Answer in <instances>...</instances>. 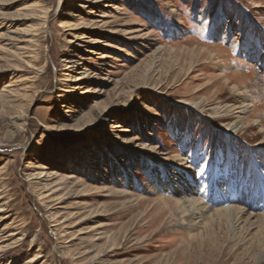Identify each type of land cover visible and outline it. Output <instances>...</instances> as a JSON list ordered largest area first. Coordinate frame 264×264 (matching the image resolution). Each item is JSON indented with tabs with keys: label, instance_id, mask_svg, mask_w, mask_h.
I'll list each match as a JSON object with an SVG mask.
<instances>
[{
	"label": "rangeland",
	"instance_id": "374dc122",
	"mask_svg": "<svg viewBox=\"0 0 264 264\" xmlns=\"http://www.w3.org/2000/svg\"><path fill=\"white\" fill-rule=\"evenodd\" d=\"M262 141L264 0H0V264H264L255 211L173 192Z\"/></svg>",
	"mask_w": 264,
	"mask_h": 264
},
{
	"label": "bare ground",
	"instance_id": "6f19581e",
	"mask_svg": "<svg viewBox=\"0 0 264 264\" xmlns=\"http://www.w3.org/2000/svg\"><path fill=\"white\" fill-rule=\"evenodd\" d=\"M38 8H40L38 4L31 6L33 12H37ZM204 25L205 22L201 19L199 28H204ZM67 27L68 25H65V28ZM209 37L211 39H225L227 37V30L221 31L216 26L210 31ZM249 95L241 94V101L236 106L225 104L220 107L218 105L219 107H214L210 111L211 115L209 117L235 115L234 117L232 116L234 122L222 126L223 130L230 137L236 136L243 128L242 118H244L243 116L252 106L250 101L251 95ZM200 104L198 102L191 107L198 109L201 106ZM220 109H223V111ZM181 143L183 145V141ZM239 150L236 159L231 155L227 162H220L214 155L209 158H205L204 156L201 159L195 158L194 156L190 158L192 159V163L196 167H199L200 172L196 176V179L190 178L192 188L189 186V190L185 192V189L179 190L178 186L173 187L175 194L181 191L184 192V194L182 192L179 195L180 199L176 202L180 205L184 214L193 219L203 220L206 216H209L210 211L214 210L212 212H215V215H218V217L220 216V220L222 218L225 220L228 219L232 229L236 230L242 222L243 215L249 212L250 216L253 214L251 212L255 211L256 213L253 214L254 217H256L260 226L264 225V141L257 144V147L254 149H248L245 145L241 144ZM232 163L238 165L233 167ZM186 174L191 177V172L188 171ZM187 182L189 183L188 180ZM214 182L218 184L220 182L222 185L220 189L214 187ZM200 195H206L212 204L222 202L226 206H223L221 209H212L213 207L211 208L200 201ZM235 203L238 205H232ZM39 258H41L40 255L35 258L33 257L27 263L32 264Z\"/></svg>",
	"mask_w": 264,
	"mask_h": 264
}]
</instances>
